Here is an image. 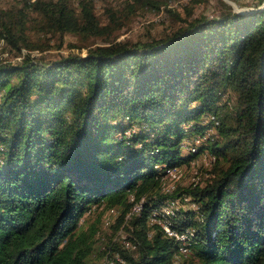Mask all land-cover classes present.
Returning a JSON list of instances; mask_svg holds the SVG:
<instances>
[{"label": "trees", "instance_id": "obj_1", "mask_svg": "<svg viewBox=\"0 0 264 264\" xmlns=\"http://www.w3.org/2000/svg\"><path fill=\"white\" fill-rule=\"evenodd\" d=\"M32 13L60 37L109 28L95 0L0 7V37L21 56L0 61V264H93L98 227L84 226L87 212L127 201L128 245L114 242L106 258L264 264V8L224 2L165 37L55 58L22 52ZM204 154L206 178L170 191L169 169ZM174 199L188 208L158 217L189 230L188 253L149 222Z\"/></svg>", "mask_w": 264, "mask_h": 264}, {"label": "rangeland", "instance_id": "obj_2", "mask_svg": "<svg viewBox=\"0 0 264 264\" xmlns=\"http://www.w3.org/2000/svg\"><path fill=\"white\" fill-rule=\"evenodd\" d=\"M28 0H0V7L9 8L12 5L18 8L25 6ZM34 1V0H31ZM155 3L138 2L136 0H95L96 12L99 15L102 24L108 25V30L98 36L85 37L81 34L67 33L63 37L53 31H47L44 26V19L35 20L36 13H32L28 22L27 34L32 41L31 49L23 48L25 54L30 52L33 56H45L46 58H55L59 53L67 54L70 51L86 52L89 47L97 44H103L111 40H151L153 38L165 37L177 28L185 25L193 17L208 15L210 17L219 13L223 9L224 2L232 5L234 10L247 13L258 11L264 8V2L261 0H203L201 3L197 0H152ZM129 2L132 6H128ZM70 3L77 7L78 0H70ZM112 8L115 15H119L117 23H112L107 14V10ZM20 53L16 54L6 41L0 37V61L18 60ZM192 165L166 176L167 187L175 190L177 185L189 186L192 182L198 181L200 176H207L206 169L210 165V156L201 155ZM206 173V174H205ZM201 182V181H199ZM133 200L131 195L129 202ZM179 200V199H176ZM179 204V203H177ZM98 205V204H97ZM93 206L92 212H87L85 227H98V233L95 236L94 253L91 262L94 264H125V261L119 255L111 258L103 253H107L114 242L128 245L130 230H133L132 220L133 210L129 208V203L123 202L115 207H108L106 203L102 206ZM180 206L188 208L186 204L180 203ZM138 208L134 209L137 210ZM151 214L150 223L155 222ZM164 220H158L157 223L163 224ZM102 254L105 256H102ZM101 261V262H100Z\"/></svg>", "mask_w": 264, "mask_h": 264}, {"label": "bare ground", "instance_id": "obj_3", "mask_svg": "<svg viewBox=\"0 0 264 264\" xmlns=\"http://www.w3.org/2000/svg\"><path fill=\"white\" fill-rule=\"evenodd\" d=\"M214 162V161H213ZM177 169L178 168H175L174 170L170 171L171 174H174L177 172ZM168 174H169V171H168ZM171 189V188H170ZM188 201V200H187ZM169 202V201H168ZM177 203H178V200H171L169 203H166L164 205H162V207L160 208H156L153 212H152V215H154V219H155V222H158V220L160 219H164V218H159L158 216H167L168 214H174V209H176L177 207ZM180 204V203H179ZM180 207V206H179ZM178 216V215H177ZM152 219V218H151ZM150 219V220H151ZM167 220H165L163 222V224L159 223L162 225V227L164 228L165 232L168 234V236H173V237H176L175 236V233H178L179 234V237H176L179 241L183 242V244L181 245L180 249L182 252H187L188 248H187V245H185V242H186V239H187V236L189 235V230H186V231H181L180 229H178L177 227L175 228L174 226H172V222H171V219L172 218H169L167 217L166 218ZM175 221V219H174ZM152 225V224H151ZM161 227V228H162ZM180 227V226H179ZM165 233V234H166ZM192 234V233H191ZM193 235V234H192ZM190 236V235H189ZM191 237V236H190ZM190 240V239H188ZM178 241V242H179ZM190 242V241H189ZM188 253V252H187Z\"/></svg>", "mask_w": 264, "mask_h": 264}, {"label": "built area", "instance_id": "obj_4", "mask_svg": "<svg viewBox=\"0 0 264 264\" xmlns=\"http://www.w3.org/2000/svg\"><path fill=\"white\" fill-rule=\"evenodd\" d=\"M175 236H176V237H179V234H178V233H175Z\"/></svg>", "mask_w": 264, "mask_h": 264}]
</instances>
